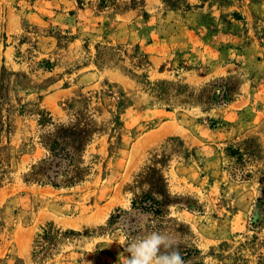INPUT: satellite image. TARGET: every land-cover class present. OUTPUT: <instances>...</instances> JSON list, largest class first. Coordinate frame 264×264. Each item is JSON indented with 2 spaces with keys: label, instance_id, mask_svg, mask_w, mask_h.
Returning a JSON list of instances; mask_svg holds the SVG:
<instances>
[{
  "label": "rangeland",
  "instance_id": "obj_1",
  "mask_svg": "<svg viewBox=\"0 0 264 264\" xmlns=\"http://www.w3.org/2000/svg\"><path fill=\"white\" fill-rule=\"evenodd\" d=\"M145 216L264 264V0H0V264H121Z\"/></svg>",
  "mask_w": 264,
  "mask_h": 264
},
{
  "label": "clouds",
  "instance_id": "obj_2",
  "mask_svg": "<svg viewBox=\"0 0 264 264\" xmlns=\"http://www.w3.org/2000/svg\"><path fill=\"white\" fill-rule=\"evenodd\" d=\"M143 223L152 227H145L121 241V264H186L180 251L181 240L171 229L156 227V222L148 216Z\"/></svg>",
  "mask_w": 264,
  "mask_h": 264
},
{
  "label": "trees",
  "instance_id": "obj_3",
  "mask_svg": "<svg viewBox=\"0 0 264 264\" xmlns=\"http://www.w3.org/2000/svg\"><path fill=\"white\" fill-rule=\"evenodd\" d=\"M228 92L224 93V95H227ZM68 129H64V132H67ZM63 132V133H64ZM56 135V140L59 141V138L60 137H63V136H59L58 134H55ZM55 141V140H54ZM54 141H52L50 144H49V147H50V150L52 151V154L55 155V143ZM87 142V140H86ZM86 142L82 145V148L81 149H84L85 148V145H86ZM52 164L51 162V159L50 158H47L43 161H41L38 165H36L34 167V169L30 172L29 176H30V179H33V180H36V181H40V182H44L43 179L48 175H45L42 176L43 174H40L41 171H43L44 169H48L50 167V165ZM72 164V163H70ZM73 166V165H72ZM71 166V167H72ZM77 169V170H76ZM68 172H72V173H77L76 176H72V175H69L68 174L66 175V177L64 179H61V180H57V179H48L49 182H51L53 185L55 186H59L60 184H65V185H73V184H76L77 182H79L80 180H82L84 177H85V168H82L80 167V165L74 163V168H71L67 171ZM42 177H44L42 179ZM149 196H145V197H142L139 199L138 198H134L133 201H132V207L134 209H142V210H149V209H152L153 211H157V212H160L162 211V207H156V201L155 202H152V203H149L146 201L145 198H148ZM140 200V202H139ZM161 206L162 204L159 203ZM119 211V213L115 214L113 213L110 218H109V225L111 226L112 224H114V222L122 216V212L126 213L128 211L124 210L123 208H118L117 209ZM73 230H71L72 232ZM74 232V231H73Z\"/></svg>",
  "mask_w": 264,
  "mask_h": 264
},
{
  "label": "crops",
  "instance_id": "obj_4",
  "mask_svg": "<svg viewBox=\"0 0 264 264\" xmlns=\"http://www.w3.org/2000/svg\"><path fill=\"white\" fill-rule=\"evenodd\" d=\"M7 20L8 22H10L11 26L14 25V27L17 26V23L19 22L18 15L16 14V12L11 10L8 12ZM14 27L12 26V28Z\"/></svg>",
  "mask_w": 264,
  "mask_h": 264
}]
</instances>
